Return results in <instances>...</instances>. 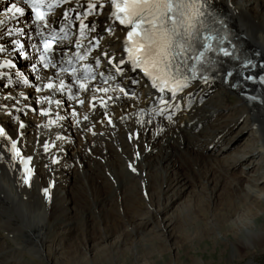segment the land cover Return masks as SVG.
<instances>
[{"label":"bare ground","instance_id":"bare-ground-1","mask_svg":"<svg viewBox=\"0 0 264 264\" xmlns=\"http://www.w3.org/2000/svg\"><path fill=\"white\" fill-rule=\"evenodd\" d=\"M94 1H73L60 11L58 22L66 24L71 34L64 49L79 50L113 90L102 96L83 93L84 97L79 99L81 106L71 109L64 105L55 111L58 114L53 120L56 126L51 128L47 124L53 117L37 119L35 126L43 123L39 130L34 127L36 117L29 110L45 116L48 109L45 99L50 95L62 96L63 90L54 87L52 93L41 92L43 99L37 107L29 89L20 83L13 85L12 93H0V128L7 136L0 135V264L43 262L51 257L49 248L60 250L65 240L72 242V233L78 236V226L87 227L88 234L95 232L99 221L109 222L115 214L116 203L111 196L114 186L123 189L120 198L123 210L135 214L129 215L126 227L116 237L114 246L107 247L108 251L112 247H127L124 242L129 239L133 248L132 264H139L140 256H135L139 245L151 246L149 254L155 253L161 261L165 254L163 249L158 252V245H170V241L175 240L177 243L170 246L175 264H183L184 259L189 261L184 264H212L213 260L208 258L215 254L221 257L228 251L230 264H255L257 252L264 248V0H202L224 16L225 24L235 31L245 49L257 53L258 62L252 71L254 83L225 88L213 80L194 81L179 97L181 107L176 116H173L176 104L169 100L163 106L157 98L158 91L146 87L147 83L125 61L126 30L112 24L114 18L107 9V0H96L91 16L85 17V3ZM11 2L14 1L8 0L7 5ZM101 3L104 8L98 6ZM0 8V48L3 49L0 56L10 55L15 47L11 40L24 43L32 27H26L24 15L15 14L19 16L16 24L17 19L6 17L12 13L8 11L10 8L1 3ZM7 33L14 34L10 38L6 37ZM203 34L200 30L198 39ZM61 48L55 58L60 56ZM122 59L125 63L120 64ZM16 64L30 83L39 86L41 74L38 71H30L26 63L20 67L18 60ZM8 83L5 75L0 76V89ZM72 85H63L72 97L82 93L75 92ZM130 90L135 93L132 99L127 96ZM212 90L217 92L216 103L198 109L204 94ZM112 93L116 94V106H110L112 101L98 104ZM19 95L26 96L27 100L16 104ZM12 96L13 102L9 103ZM248 99H255L258 106ZM188 104L192 107L186 111L184 106ZM214 120L219 121L209 125ZM241 123L240 130L228 137ZM36 134L40 139L34 151ZM12 142L16 143L22 157L31 158L33 173L29 184L24 183L20 157L12 159ZM180 155L197 158L203 155L199 161H212L216 172L228 181L214 183L213 172H203L202 183L190 187L189 179L178 176L173 167ZM169 174H173V179L165 182ZM158 178L163 180L161 185L157 183ZM68 183L72 189L67 188ZM220 183L226 187L218 193ZM146 189L156 197L151 195L146 201L142 196ZM187 189L191 190L187 197L191 202L184 205L180 200ZM71 195L79 197L85 205L84 209H79L83 211L78 214V220L68 217L65 204L75 197ZM173 208L177 213L169 214ZM179 218H187L182 222L187 224L177 225ZM199 222L204 223L203 231ZM107 233L105 227L100 233L101 243L108 242ZM205 239L211 244L209 250L201 246ZM130 246L126 250H130ZM90 247L84 252L92 249ZM106 250L102 248L98 254L102 256ZM16 255L23 258V262Z\"/></svg>","mask_w":264,"mask_h":264},{"label":"snow or ice","instance_id":"snow-or-ice-1","mask_svg":"<svg viewBox=\"0 0 264 264\" xmlns=\"http://www.w3.org/2000/svg\"><path fill=\"white\" fill-rule=\"evenodd\" d=\"M22 3L35 14L37 25L45 26L49 22L50 10L59 6L50 3L49 0H22ZM93 7L94 5H89V9ZM110 8L113 10L112 17L115 21L127 29L123 51L127 53V61L132 64L133 69L142 71L151 80L152 86L161 92L167 89L174 96L176 92L187 87V78L181 79L182 66L187 65L189 54L195 51L197 43H201L205 49L209 48L207 43L198 40V20L202 15V5L198 0H110ZM8 11L21 15L24 13V9L15 4ZM84 27L81 22V28ZM77 46H80L79 43ZM53 50V44L44 40L41 61L44 62L45 68L50 65L56 67L48 59L49 53ZM0 51L3 49L0 48ZM225 55L228 53L225 52ZM203 56L204 52H200L195 56V60L199 62ZM78 58L83 60L86 57ZM119 63L123 64L125 61L122 59ZM60 72L66 73L68 69L61 67ZM69 74L75 76L76 70L73 69ZM89 75L90 69L86 67L77 78L82 90H87L88 85L81 81H87ZM46 87L52 88L53 85L50 83ZM102 90L107 91V89ZM0 135L7 138L2 128ZM44 147L47 151L48 145ZM11 152L13 160L20 157V162L24 165V183L29 184L32 173V169L28 167L29 161L21 156L15 142L11 143Z\"/></svg>","mask_w":264,"mask_h":264},{"label":"rangeland","instance_id":"rangeland-1","mask_svg":"<svg viewBox=\"0 0 264 264\" xmlns=\"http://www.w3.org/2000/svg\"><path fill=\"white\" fill-rule=\"evenodd\" d=\"M19 65H20V67H22L21 64H19ZM216 93L217 92H214V90H212L211 92H208L206 94L203 93L204 94V97L201 100V102L197 105V107L199 106L198 109H201L202 107L207 108L209 105L215 104L216 101H217V98H215ZM198 98L200 99V97H198ZM231 99L234 100L233 96H231ZM231 102H233V101H231ZM217 121H219V120H214L209 125H213V123H215ZM241 126H242V123L239 124V126L235 130L236 132L234 131L228 137L234 136L237 133V131L240 130ZM209 129H210V127L207 128V132H208ZM204 131H206V130L204 129ZM206 136H207V133H206ZM118 152H119V150H118ZM202 156L199 155L198 158H197V156L196 157H190V156H187V155H180V157H178L177 159H175L176 162L174 161L173 167L176 168L175 173H177L178 176L184 175L182 177L188 178L189 179L188 185L190 187H193V188L195 187V185L197 186V185H200V183H202V179L204 177V173L203 172L211 173V171H212L213 172L212 173V179L214 180V183H216L217 180H219V181H222V180L223 181H228L227 177L220 176V174L216 172V167L214 165H211V164H213L212 161H208V160H205V159H204V161L203 160L202 161H199ZM193 160L195 162H193ZM143 168H145V167H143ZM189 171H191V172L189 173ZM168 176L164 179L165 182H168L171 179H173V174H171V175L169 174ZM162 182H163V180H161L160 178L157 179L158 185H161ZM225 187H226V185L220 183L218 193H221L223 191V189H225ZM67 188L72 189L71 183H68ZM122 190L123 189L122 188L120 189V186H114L113 189H111V191H112V195L111 196H113V199H112L113 200V203H116V209H115V214L112 215L113 218L111 217L112 219L109 222L102 221V220H101L102 222L99 221V224L97 225V227L99 229L97 228L95 230V232H92V233H89V234L86 231L87 230V227L83 228L82 225L78 226V231H79L78 232V236L75 237V234H73V233H72V235H70V239L72 238L73 239L72 242L74 241V243H72L71 241L65 240V243L62 244V248L60 250H55L54 248H52V249L49 248V250L52 251V253L50 252L51 253L50 259L47 258V259L43 260V262H41V261L40 262H37L36 261L34 264H38V263L39 264H132L131 263V256H133V255L131 253H132L133 248H131V246H130L131 245V241H129V239H128V241H125L124 242L125 244H127V247L126 246L125 247L122 246L119 249H116V248L112 247V248H109V251L107 249V247L109 245L115 244L116 237L126 227V222H128L130 220V216L129 215L132 216V214H135L133 212H130L129 213V211H126V210L124 211L123 210V206L121 205V203H122V201H121V199H122V193H121V191ZM190 191H191L190 189H187L184 197L180 200V203H182L184 205H188L189 202H191V200L189 198H187L188 197V194L190 193ZM151 195H153V197H156V195L154 196V193L153 192L151 193L147 189L142 194L143 198L146 201H147V199ZM74 196L75 195H73L72 198ZM74 198L71 199V200H69L70 202H67L65 204V206H67L68 207V210H69V214L67 212L68 217H70V219H72V220L73 219H77L78 220L79 219L78 214L83 211V210H79V209H84L85 208V205H84V203L82 202V200L79 197H76L75 196ZM175 208L177 210V207H175ZM175 208H173L172 209L173 211L171 210L169 212V214H171L172 212L174 214H176L177 212H176ZM70 209H72V210L70 211ZM142 210L144 211L145 208H142ZM145 213H146V211H145ZM187 216L190 217L191 215L190 214H187ZM99 218L102 219V217H99ZM113 219H114V222H112ZM179 219L180 220H179V222H178L177 225L180 224L179 226H183V225H186L187 224V222L184 223V224H182V222L183 221H186L187 218H182L184 220H182L181 218H179ZM116 222H117V224H116ZM124 222H125V225H124ZM199 223H200L199 224V228L201 230V229L204 228V223H201V222H199ZM105 227H107V232H108L107 235L109 234L108 235L109 236V239H108V242H102L101 243L100 240H99V237L100 238L102 237L100 235V233L104 230ZM201 231H203V230H201ZM102 235H104V234H102ZM91 236L94 239L91 240ZM94 242H97L98 244H96ZM173 242L174 243H177V241L173 240V241H170V245H169V243L167 245L166 244H160V245H158V247L160 246L159 247L160 249L157 247L158 248L157 249L158 252L164 250V254H165V258L163 260H161V261H158V258H156L157 256H156L155 253H153L152 255L149 254L151 252V249H152L151 246L145 247L143 245H139V249H138V246H137V252H136L135 256L136 257H139L140 256L139 257L140 258L139 259V264H141V263H143V264H145V263L146 264H175L176 261L174 259V251H172L171 248H170V246H171V244H173ZM182 243L184 244L183 245L184 246V250L185 251L188 250L187 247H186V244L184 243V241ZM89 245L92 246V249H88L87 252L86 251L84 252V249H87V247L88 248L90 247ZM210 245L211 244H209V241L207 239H205V241L203 242V244L201 246H202L203 249L204 248L205 249H208L210 247ZM129 246H130V250H126V249H128ZM80 248H83V249H80ZM102 248L105 249V250L107 249V250H106V253H103L102 256H101V254H98V253H100L99 251H102ZM168 248H170V249L168 250ZM148 250H149V252H146ZM118 251H121V252L117 254ZM169 251H170V253H169ZM145 252L148 253V254H146ZM96 256H101V257L100 258H96ZM16 257H17L18 260H22L21 262H23V258H21L20 256H17V255H16ZM208 259H212L213 260V263L212 264H230L231 263L230 262L229 251L225 255H222L221 257L218 254H215L214 256H212V258H208ZM12 260H13V258L12 259H9V261H12ZM188 262L189 261L186 260V259L183 260V264L184 263H188ZM254 263L255 264H264V248H263V251L257 252L256 257L254 259Z\"/></svg>","mask_w":264,"mask_h":264}]
</instances>
